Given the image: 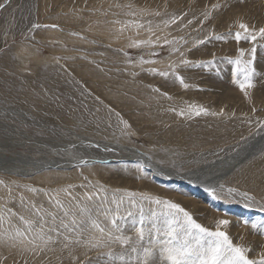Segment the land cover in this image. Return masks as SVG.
Returning a JSON list of instances; mask_svg holds the SVG:
<instances>
[{
    "label": "rangeland",
    "instance_id": "obj_1",
    "mask_svg": "<svg viewBox=\"0 0 264 264\" xmlns=\"http://www.w3.org/2000/svg\"><path fill=\"white\" fill-rule=\"evenodd\" d=\"M11 1L0 0V5L7 4L0 8V178L49 191L75 185L74 193L81 195L93 191L79 187L91 181L93 185L105 186L109 198L114 192L120 196L124 191L159 196L181 204L198 223L212 230L218 220H229L223 230L233 243L250 247L249 256L255 257L264 248V235L242 221H264V211L260 210V205H264V150L220 180L225 189L234 187L254 197L251 207H246L240 196L215 199L200 184L175 181L157 171L155 164L184 176L232 156L242 145L264 135V127L258 123L264 122V49L257 47L258 75L254 77L255 87L249 90L250 97H245L233 83L232 67L221 58H235L238 48L247 50L252 45L246 42L238 45L231 39L213 40L191 48L188 59L207 62L215 58L219 74L217 68L179 69L190 85L184 89L171 78L146 71L164 70L176 59L175 55L170 56L166 47L159 49L160 54L154 59L163 63L144 65L142 69L138 60L142 55L149 58L147 50L130 48L128 44L130 37L145 39L147 34L141 31L137 36L135 30L128 29L121 34L118 31L121 25L113 22L132 19L125 15L129 9L118 8L117 4L131 3L134 8L159 6L161 11L167 4L168 12L188 14L168 31L191 42L210 34L234 33L239 30L238 22L257 30L264 27V0ZM216 3L223 7L214 11L212 18L203 24L196 19L183 31L177 30ZM52 25L57 27H45ZM124 52L132 57L131 61ZM157 88L172 99L153 90ZM188 104L223 115L192 118L178 115ZM172 108L176 111H171ZM121 119L131 125L133 135L121 134ZM91 143L119 146V150L101 151L89 147ZM123 147L134 152L132 161L120 159ZM71 155L92 157V162L88 159L89 166L69 169L51 164L71 160ZM138 163L150 167L138 169ZM203 175L198 177L203 179ZM117 189L121 191L116 192ZM23 194L37 205L50 208L43 194ZM0 195L4 193L0 191ZM8 207L22 211L16 203ZM105 207L115 209V204L108 203ZM129 207L127 202L121 205V214ZM144 207L146 213L149 207L156 208L147 203ZM127 234L135 239V233ZM83 251L78 249L77 254ZM112 251L119 253L123 249L117 245ZM59 255L48 253L51 259L47 264H58ZM63 255L66 257L67 253ZM88 256V264H95L100 253L93 250ZM44 260V255L36 257L21 252L20 248L0 245V264H25V261L41 264ZM63 264L69 261L64 259Z\"/></svg>",
    "mask_w": 264,
    "mask_h": 264
},
{
    "label": "snow or ice",
    "instance_id": "obj_2",
    "mask_svg": "<svg viewBox=\"0 0 264 264\" xmlns=\"http://www.w3.org/2000/svg\"><path fill=\"white\" fill-rule=\"evenodd\" d=\"M240 2L242 3L243 0ZM116 6L129 9L125 15L132 18L113 22L121 25L118 29L119 33L123 34L128 29L135 30L137 36L141 31L147 34L145 39L129 38L128 47L147 50L146 55L149 58L145 59L142 55L138 60L139 66L143 69L144 65L163 63L162 60L154 59V57L159 56V49L166 47L169 55H175L176 59L164 70L149 68L146 71L150 75L164 79L171 78L184 89H188L190 85L180 75L179 69L217 68V74H219L218 62L215 58L207 62L188 59L187 53L192 47L206 45L213 40L227 42L231 39L238 45L241 42L250 43L252 45L250 49L238 48V55L235 58H221L232 67L233 83L245 97H250L249 90L255 87L254 77L258 75L255 68L257 47L264 49V44L257 43L258 40L264 41V27L257 30L255 27L250 28L246 23L238 22L239 30L234 33L229 31L223 35L210 34L207 37L194 38L190 42L185 39V36H173L168 31L182 21L188 15L187 12L182 14L168 12L167 4L164 5L163 11L159 6L134 8L131 3ZM3 7L4 5H0V8ZM221 7L223 5L216 3L211 5V8H205L200 13V17L188 19L177 30L183 31L196 19H200L203 24L204 21L212 18L214 11H218ZM185 45L190 46L185 47ZM124 55L129 61L132 60L127 52H124ZM153 90L169 100L172 99L167 93L160 92L158 88ZM170 110L176 111L174 108ZM116 115L119 117V113ZM178 115L192 118L201 115H223V112L210 113L202 106L188 104L186 108L180 109ZM120 123L123 124L122 135L134 134L130 131L131 125L127 121L121 119ZM258 123L264 127V122L258 121ZM89 163L88 160L81 159L75 166L87 167ZM136 167L145 169L150 165L138 163ZM84 179L87 180V177ZM75 187V185H69L49 191L0 178V191L4 193L0 195V245L20 248L21 252H27L36 257L44 255L45 260L41 261V264H47V261L51 259L48 253L56 252L61 254L56 258L58 264H63L64 259H67L69 264H88V253L93 250L100 253L95 264H102V262L116 264L117 261L119 264H264V248L255 257L250 258L249 253L252 251L250 247L233 243L227 231L223 230L230 223L227 219L218 220L215 230H212L198 223L181 204L161 199L159 196L145 192L124 191L120 196L114 192L109 198L105 186L93 185L91 181L87 185H79L80 188H92L91 192L76 194L73 191ZM17 189L22 191H16ZM204 191L210 193L215 199L240 196L246 202V207H251L255 203V198L248 193H241L234 187L225 189L223 184L218 188L205 187ZM24 192L31 193L33 196L43 194L47 197L50 208H45L43 204L37 205L34 200L25 197ZM125 202L130 207L121 214V205ZM10 203H16L22 211L17 212L14 208L8 207ZM108 203L115 204V209L105 207ZM145 203L149 206L155 205V210L149 207L146 213ZM133 208L137 211L133 212L131 210ZM260 210L264 211V205H260ZM101 217L104 219L102 220ZM242 223L245 226L250 225L253 229H259L260 234L264 235V221L257 223L243 220ZM128 232L135 233V239L128 235ZM117 245L123 251L119 253L112 251ZM78 249L84 251L77 254ZM65 252L66 257L63 255ZM25 264H27L26 261Z\"/></svg>",
    "mask_w": 264,
    "mask_h": 264
},
{
    "label": "bare ground",
    "instance_id": "obj_3",
    "mask_svg": "<svg viewBox=\"0 0 264 264\" xmlns=\"http://www.w3.org/2000/svg\"><path fill=\"white\" fill-rule=\"evenodd\" d=\"M11 2H13V0ZM6 6H7V4L4 7H6ZM94 145H99V143H94V144L91 143L88 146L89 147L90 146L95 147ZM99 146L100 147H95V149H99L101 151L104 150L105 148H110V149H113V150H119V146H117L116 148L110 147L108 145H99ZM122 150H124V152L122 153L123 154L122 156L120 155V159L121 160L125 159L126 161H132L134 152H131V150L129 148H125V147H123ZM263 150H264V135H262L261 137H258L256 139H253L248 144L242 145L232 156H229V157H227L226 159H223V160L221 159V161H218L216 163L213 162L214 164H207L203 168H201L199 171L198 170H194L192 172H189V173L185 174L184 176L183 175H179V174L173 172L170 169L162 168L160 165H157V164H155V167H156L157 171L163 172V174H166L167 176H171L173 178V180H175V181L182 180L181 182H183V181L193 182L196 185L200 184L199 186H201L202 188H205V187H217L218 188L219 185H221L220 180L223 177H226V175H228L231 171H233L234 169L239 167V165H242L243 162L246 159H248L250 156H252V155H254L256 153H259L260 151H263ZM141 154L143 155V153H141ZM89 155L90 154H85V156H88V157H89ZM85 156H84V158H82V156L76 158V156L71 155V157L69 158L71 160H60V161H58L59 162L58 164L57 163H53V162H51V164H54V166L57 167V168L58 167H62L63 169L74 168L75 167L74 164H76V162L80 161L81 160L80 158L86 159V160L89 159V161H91L90 159L92 157L91 158H85ZM92 156L96 157L95 154L92 155ZM59 159H61V158H59ZM96 159H98V158L96 157ZM99 159H101V158H99ZM111 161H113V160H111ZM68 162H70L69 166H64V164H66ZM48 164H50V163H48ZM50 168H52V166H50ZM37 169H39V167ZM21 174H23V173L21 172ZM201 174H204L203 175V179L198 177ZM175 181H173V182L175 183ZM177 197L179 198V196H177Z\"/></svg>",
    "mask_w": 264,
    "mask_h": 264
}]
</instances>
